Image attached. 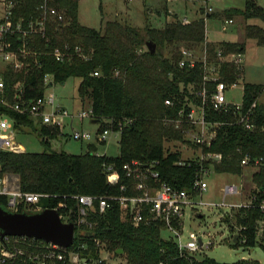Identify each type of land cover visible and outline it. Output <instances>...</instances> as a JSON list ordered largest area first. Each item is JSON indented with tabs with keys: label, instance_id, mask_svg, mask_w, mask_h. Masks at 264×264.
<instances>
[{
	"label": "trees",
	"instance_id": "obj_1",
	"mask_svg": "<svg viewBox=\"0 0 264 264\" xmlns=\"http://www.w3.org/2000/svg\"><path fill=\"white\" fill-rule=\"evenodd\" d=\"M13 18L34 19L39 14L38 5L43 0H14ZM56 7L63 18L57 20L49 16L47 34L33 33L26 65L13 69L4 64L0 72L5 83V93L0 100V114L10 118L15 129L28 127L40 136L41 142L50 146L58 129L35 119L28 112H20L13 107L15 101L27 105L30 100L44 94L48 81L64 82L69 76L79 78L77 95L80 101L89 102L91 119L99 122L97 130L122 124L117 155L98 154L93 144L86 151L73 153L66 150L44 149L42 151H13L0 148V177L4 173L18 176L21 191L39 192L41 195L35 204L19 201L17 211H36L43 207H54L67 215L75 223L74 238L70 245L76 248L82 243L83 253L98 256L102 249L107 252L124 254L127 264H256L245 258L234 262H221L207 254L197 257L181 254L179 246L172 236L163 234L164 223H140L133 225L118 206L92 212L90 219L93 228L76 224V194H103L117 192L121 182L127 181L121 169L122 164L131 159L143 162L158 160L156 168L167 182L186 188L197 194L193 182L201 164L197 160L179 164L180 149H171V142L183 140V132L173 122L166 119L177 115L178 109L187 106L190 100L200 102L196 90L205 84L209 91L216 81H204L203 63L194 66L180 65V47L200 45L205 47L211 61L219 65L220 79L228 84L237 82L242 68L228 58L219 59L217 50L222 49L223 56L231 52H242L246 48L245 40L222 41L219 45L209 42L206 36V16L185 21L177 14L164 26L146 25L136 27L127 22L107 20L102 29L89 26L80 21L78 15L79 0H47ZM204 9V8H203ZM205 10V9H204ZM232 18L259 17L264 20V7L257 0H246L245 6L226 8ZM217 14L210 11L207 16ZM246 38H255L264 42V26L248 22L244 27ZM156 44L155 50L147 49L145 42ZM79 44L90 51L87 58L73 53L70 59L58 60L52 51L55 47L64 50L65 46L73 50ZM176 46V50H171ZM98 74H93V71ZM21 87V88H20ZM21 90H20V89ZM263 86L250 82L244 83L243 104L248 107L258 99ZM175 101L173 106L165 103L166 98ZM207 119L216 123L217 133L210 149L219 152L214 169L220 172L241 173V158L245 153L253 156L264 155V103L255 107V127L248 129L237 122V113L233 108L215 109L206 105ZM207 163V161L205 162ZM112 164L115 171L109 178L107 165ZM254 181L259 188L258 200L264 195V164L254 172ZM0 204L8 207V194L0 193ZM29 204V206H26ZM235 223L244 225L241 230L246 240H236L233 244L243 243L247 248L264 242L257 239L256 222L263 216L256 207H239L235 212ZM226 220L233 222L230 215ZM235 237V236H234ZM94 238L99 240L95 244ZM118 248L122 249L117 253ZM0 264H35L16 258ZM103 264V263H100Z\"/></svg>",
	"mask_w": 264,
	"mask_h": 264
},
{
	"label": "built area",
	"instance_id": "obj_2",
	"mask_svg": "<svg viewBox=\"0 0 264 264\" xmlns=\"http://www.w3.org/2000/svg\"><path fill=\"white\" fill-rule=\"evenodd\" d=\"M14 0H0V61L10 65L13 69H21L26 65L25 57L31 52L29 45L31 35L40 33L42 36L47 34V23L49 16H53L57 20L63 18L62 13L54 6L49 5L47 0H43L39 5V14L34 19L24 20L22 18H13ZM212 10V7H208ZM227 23L234 22L233 18H227ZM227 25H224L226 28ZM181 58L180 65L189 64L194 66L198 61L203 63L204 81H216V86L213 90L205 84L201 89L196 90V94L201 101L196 102L190 100L186 107L184 104L178 109L177 115L167 116L166 119L173 122L177 128L183 132L181 155L177 163H191L192 160L200 162L201 167L195 176L193 189L197 194H201L208 188L206 175L213 168L214 162L219 160L220 154L217 151L210 149L213 138L216 136V123L207 119L206 105L211 104L215 109L228 110L233 108L237 113V122L241 123L248 129L255 127L254 112L257 106L258 99L254 100L248 107H245L243 102H233L227 99L226 90L235 85L226 83L220 79L219 65L217 62L211 61L208 56L207 48L198 52L193 47L182 45L180 47ZM53 55L58 60L70 59L73 53L87 58L90 51H86L76 44L73 50L65 46L62 50L55 47L52 51ZM242 52H231L227 56H223L222 49L217 50L219 59L228 58L242 68L243 58ZM3 64V65H4ZM97 75L98 71H93ZM45 82L48 78L45 76ZM21 88V87H20ZM19 88V89H20ZM21 90V89H20ZM5 93V83L0 72V100ZM165 103L173 106L174 99L166 98ZM51 106L50 110H46L45 106ZM13 107L20 112H28L34 118H40L41 122L54 126L61 133V129L65 124V118L74 117L82 119L83 117L91 118V108L80 109L76 113H69L67 109L59 105H54V95H40L30 100L27 105H22L19 101H15ZM122 124L117 123V128L111 126L105 127L102 130H96L94 138L97 141L103 142L109 130L121 131ZM70 136L77 140H88L92 134L84 128H72ZM0 148H7L13 151H21L22 146L14 139V129L9 117L0 114ZM176 149V148H175ZM179 149V148H178ZM184 150H189L192 155L182 157ZM99 154V153H98ZM207 161V163H205ZM158 160L143 162L138 159H131L122 164V171L127 181L121 182L117 192H105L103 194H76V224L80 227L93 228L94 222L90 219L92 212H102L112 206H118L123 215H126L133 225L140 223H152L160 221L164 223V230L169 231L177 242L181 254H191L197 256L205 248H209L213 240H203V233L190 231L188 238L185 240L183 235L184 217L187 209L197 208V201L193 192L186 188L179 187L167 182L161 177L159 170L156 168ZM243 166L252 164L260 167L264 164V155L253 156L250 153H245L241 158ZM108 177L111 178L115 171L112 164H108ZM257 188L249 202L238 204H230L231 210L236 207H258L263 216L257 219L256 222V237L261 242H264V195L258 200ZM239 186L237 184H226L225 193H238ZM0 193L8 194V206L16 208L19 201L24 203L35 204L40 197L39 192L21 191L18 189H8L5 181L0 177ZM225 201L221 205H225ZM231 210L226 213H231ZM62 220L68 221L67 215L59 212ZM224 215V214H223ZM238 228V236L244 242L245 235L241 233L244 225L233 223ZM75 226V223H74ZM234 235V233H233ZM235 236V235H234ZM201 238V240H200ZM95 244H99V240L94 238ZM71 245V244H70ZM69 246H61L51 241H46L42 238H36L26 235H4L3 239L0 236V263L13 261L16 258L34 262L35 264H106L105 258L102 256V249L98 256H91L89 253H83L81 248H86V244L82 243L76 248ZM109 256V255H107ZM198 257V256H197ZM159 264H166L160 261Z\"/></svg>",
	"mask_w": 264,
	"mask_h": 264
},
{
	"label": "rangeland",
	"instance_id": "obj_3",
	"mask_svg": "<svg viewBox=\"0 0 264 264\" xmlns=\"http://www.w3.org/2000/svg\"><path fill=\"white\" fill-rule=\"evenodd\" d=\"M264 7V0H257ZM246 0H79L78 15L82 23L102 29L107 20H118L122 23L127 22L136 27L144 28L146 25L161 27L177 14L182 19L193 20L195 18L206 16V36L209 42L219 45L222 41L245 40L246 48L242 51V75L233 86L226 90L227 99L233 102H242L244 93V83L250 82L261 84L262 92L258 98L259 102L264 103V42L258 43L255 38H246L244 36V27L246 23H257L264 26V20L259 17L243 18V16H233L234 22L227 23L229 18L225 12L226 8L245 6ZM212 7L209 10L208 7ZM205 8V13L201 10ZM207 11L216 13V16H207ZM227 25L224 28V25ZM184 45V44H182ZM198 52H201V46H191ZM170 49L176 50V46ZM3 62L0 61V69L3 68ZM79 78L69 76L65 81H51L50 85L44 88V95L53 93L54 105H59L67 109L69 113H76L80 109L90 107L89 102L80 101L77 95V85ZM51 106L46 105L45 109L50 110ZM36 119V118H35ZM91 118L86 116L82 119L74 117L65 118V124L61 133H57L50 139V146L44 145L40 136L32 131H15L14 139L23 146L25 150L42 151L44 149L66 150L73 153H81L87 150L88 144H93L99 154L117 155L119 153V132L109 130L106 139L103 142L94 138L95 131L99 127V122H91ZM84 128L88 130L92 137L88 140H77L70 136L72 128ZM171 149H181L182 143L174 141L170 144ZM192 155L189 150L183 149L182 157ZM259 167L252 164L243 166L241 173L220 172L211 169L206 175L208 182L207 190L195 196L197 208L187 209L184 217L183 235L186 240L190 231L202 232L203 240H213L214 243L209 248H205L197 254L202 257L207 254L221 262H234L245 258L254 261L256 264H264V248L258 242L254 246L247 248L243 243L234 245V235L238 233L235 224V212L238 207L234 206L231 210L230 204L249 202L253 192L257 189L254 181V172ZM226 184H237L238 193H225ZM225 201V205L221 203ZM29 206V204H26ZM10 209L13 207L8 206ZM37 208V207H36ZM231 210V213H226ZM202 213L203 216H199ZM224 214V215H223ZM230 215L233 222L226 220ZM234 233V235H233ZM165 236L170 233L163 230ZM237 240H240L238 236ZM109 255V256H107ZM106 264H127L124 254L114 252H103Z\"/></svg>",
	"mask_w": 264,
	"mask_h": 264
},
{
	"label": "water",
	"instance_id": "obj_4",
	"mask_svg": "<svg viewBox=\"0 0 264 264\" xmlns=\"http://www.w3.org/2000/svg\"><path fill=\"white\" fill-rule=\"evenodd\" d=\"M145 45L148 50H155L156 44L151 40H146ZM50 84L51 82L48 83V85ZM90 121L97 122L96 119ZM49 127L51 128V125ZM199 216H203V214L200 213ZM74 230V222L62 220L57 208L43 207L28 212L13 210L0 204V236L2 239L4 235H26L66 247L73 241ZM237 238L238 233H235L234 241ZM116 252L121 253L122 249L118 248Z\"/></svg>",
	"mask_w": 264,
	"mask_h": 264
},
{
	"label": "crops",
	"instance_id": "obj_5",
	"mask_svg": "<svg viewBox=\"0 0 264 264\" xmlns=\"http://www.w3.org/2000/svg\"><path fill=\"white\" fill-rule=\"evenodd\" d=\"M205 9V8H204ZM202 9L201 13H205L206 10ZM210 11H207L206 14H208ZM233 18V17H232ZM234 19V18H233ZM185 21H190V19L185 18ZM235 21V20H234ZM72 123V121H71ZM14 129V133L15 131H28L30 130L28 127H23L21 129ZM22 146V145H21ZM22 150H25L22 146ZM1 178L5 181V185L7 186L8 189L12 190V189H18L19 188V184H18V176L16 174L13 173H4Z\"/></svg>",
	"mask_w": 264,
	"mask_h": 264
}]
</instances>
